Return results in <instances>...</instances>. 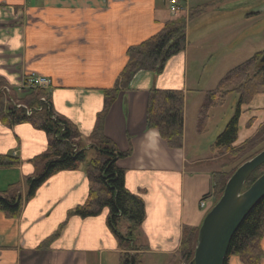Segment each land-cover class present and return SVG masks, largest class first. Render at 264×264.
Here are the masks:
<instances>
[{"label": "crops", "instance_id": "crops-1", "mask_svg": "<svg viewBox=\"0 0 264 264\" xmlns=\"http://www.w3.org/2000/svg\"><path fill=\"white\" fill-rule=\"evenodd\" d=\"M186 2V48L169 59L161 74L142 72L130 89H121L103 124L120 151H131L117 166L125 172L127 189L145 201L146 218L133 243L137 249L129 250L141 254L140 264H170L184 227H199L216 204L213 176L230 169L231 155L214 150L215 141L203 149L197 144L218 107L210 109L199 131L200 105L214 89H203L201 73L220 54L219 42L239 49V7L248 5L254 10L250 17L260 20L253 24L264 25V0ZM176 15L169 0H0V82L23 95L32 72L49 77L52 84L45 91L51 109L77 126L86 149L81 168L53 174L27 199L26 179L37 170L33 159L47 150L48 135L30 122L6 125L0 120V155L20 161L0 166V196L9 185H21L19 215L0 209V264H120L123 249L108 224L109 208L89 217L73 211L89 196L85 167L95 155L90 138L105 92L127 63V49L157 34ZM153 88L185 94L181 148H170L157 129L146 127ZM241 108L234 149L264 125V91ZM228 264L244 263L232 255Z\"/></svg>", "mask_w": 264, "mask_h": 264}, {"label": "trees", "instance_id": "trees-1", "mask_svg": "<svg viewBox=\"0 0 264 264\" xmlns=\"http://www.w3.org/2000/svg\"><path fill=\"white\" fill-rule=\"evenodd\" d=\"M187 21L181 14L167 21L163 28L146 40L131 45L127 49V63L116 85L105 92V105L91 135L94 157L85 167L91 183L87 200L77 206L73 213L81 217L99 215L109 208L108 224L123 249L120 264H140V253L133 255L129 250L137 249L133 244L140 234L146 218L144 199L130 192L125 185V172L117 166V161L131 155V151H120L116 143L106 136L103 129L105 116L121 89H130L134 79L142 72L161 74L171 57L186 48ZM264 52H258L250 59L228 71L217 86L206 93L198 112V130L203 131L209 120L212 107L222 105L230 93L238 96L233 116L224 130L217 136L213 149L221 154L230 153L228 170L214 173V191L220 199L225 185L235 170L264 149V125L258 132L238 148H233L239 132L242 105L252 101L257 93L264 90ZM10 87L0 82V88ZM46 97L45 101L41 98ZM23 103L27 106H18ZM185 94L179 90L153 88L149 92L146 108V127L155 128L170 148L183 146ZM28 109H32L28 114ZM0 120L6 125L30 122L48 135L47 150L35 157V174L27 177V199L53 174L63 170L79 169L86 160V149L81 145V134L69 119L57 115L51 109L44 89H35L23 95L11 88L8 95L0 92ZM20 161L0 155V166H17ZM264 173V163L254 170L244 189L249 187ZM19 183L9 185L0 196V209L11 217H17L21 209L18 191ZM201 226V225H200ZM199 227L185 226L181 246L170 264H190L194 257ZM49 238L45 244L50 242ZM264 198L247 216L234 234L225 261L228 264L232 255L239 256L244 264H261L264 256ZM134 256V257H132ZM139 257V258H138ZM133 258V259H132Z\"/></svg>", "mask_w": 264, "mask_h": 264}, {"label": "water", "instance_id": "water-1", "mask_svg": "<svg viewBox=\"0 0 264 264\" xmlns=\"http://www.w3.org/2000/svg\"><path fill=\"white\" fill-rule=\"evenodd\" d=\"M263 163L264 149L242 163L228 179L220 199L203 219L190 264H225L234 234L264 198V173L244 189Z\"/></svg>", "mask_w": 264, "mask_h": 264}, {"label": "rangeland", "instance_id": "rangeland-1", "mask_svg": "<svg viewBox=\"0 0 264 264\" xmlns=\"http://www.w3.org/2000/svg\"><path fill=\"white\" fill-rule=\"evenodd\" d=\"M247 6L243 5L244 9L239 7V49L234 48L232 45L226 48L227 43L219 42L220 54H214L209 59L206 69L201 73V79L205 86L203 89L215 88L222 75L224 76L228 71L250 59L256 53L264 52V25L262 22L253 24L254 22L258 23L260 20H256L257 17H250L254 10L246 8ZM247 13L250 15L248 16ZM176 14L183 15L187 21L186 12H177ZM193 42H196V39H193ZM216 55H218L217 60ZM205 81L207 82L205 83ZM237 102L238 96L235 93H230L221 106L211 111V123L208 132L198 137L197 144L199 148L203 149L215 141L234 114Z\"/></svg>", "mask_w": 264, "mask_h": 264}, {"label": "built area", "instance_id": "built-area-1", "mask_svg": "<svg viewBox=\"0 0 264 264\" xmlns=\"http://www.w3.org/2000/svg\"><path fill=\"white\" fill-rule=\"evenodd\" d=\"M169 4H170V10L173 14H176L177 12H187V4L185 0H169ZM51 84H52V80L49 77L32 72L25 79V82L23 83L21 90L23 92L24 91L29 92L38 88L46 90L50 88ZM0 92L1 93L4 92V94L8 95L10 93V88L7 86L4 88L2 87L0 88ZM41 100L45 101L46 97H42ZM31 110L32 109H28V114L31 113ZM204 204L205 201L202 202V205Z\"/></svg>", "mask_w": 264, "mask_h": 264}]
</instances>
